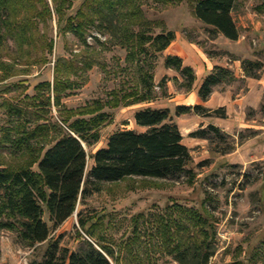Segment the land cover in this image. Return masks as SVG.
Here are the masks:
<instances>
[{
    "label": "trees",
    "instance_id": "1",
    "mask_svg": "<svg viewBox=\"0 0 264 264\" xmlns=\"http://www.w3.org/2000/svg\"><path fill=\"white\" fill-rule=\"evenodd\" d=\"M73 1L52 0L51 8L49 0H0V48L5 47L8 38L16 41L20 55L23 46L38 47L40 38L44 40L38 24H47V18L52 19L54 12L59 32H72L86 47L92 48L87 38L96 31L125 47L129 64L137 63L139 82L130 91H115L109 101L112 107L152 99L153 75L144 63L168 48L176 39V32L165 27L164 22L149 19L141 0H84L76 13L69 15ZM158 1L166 4L183 0ZM188 2L194 16L213 34L239 39L240 30L232 15L238 0ZM94 39L101 42L98 36ZM50 48L53 49L52 42ZM95 63L93 57L82 54L72 59L57 58L54 82L37 84L35 94L25 96L23 108L9 105L15 113L10 115L16 119L0 128V228L13 231L18 242L33 248L29 264L151 263L152 257L145 261L136 256L142 232L136 216L133 235L119 243L116 251L113 240L106 234L108 224L103 216L78 210L79 205L101 191L104 182L130 177L168 178L191 171L188 166L193 156L174 115L195 112L227 117L225 106L211 109L203 104H177L174 112L169 107H140L134 112L135 124L140 129L116 130L107 137L105 145L88 153L84 143L92 147L100 141V129L110 121V115L102 111L101 104L90 111L89 118L85 114H67L72 109L65 112L62 100L79 84L72 75L81 77ZM164 63L181 73L188 91L192 90L196 81L192 66L178 55L165 56ZM6 65L0 60L1 67ZM232 77L229 68L216 66L203 78L198 95L207 101L216 85ZM53 105L59 108L57 117L52 114ZM29 110L36 117L34 124ZM210 131L223 137V131L214 124L192 132L191 136L207 138ZM89 159L93 165L88 170ZM204 211L173 203L158 219L147 220L149 228L144 233L155 239L150 252L154 248L181 264H210L216 230ZM76 212L79 245L71 248L63 244L66 233L57 234L56 230ZM43 246L39 256L37 252Z\"/></svg>",
    "mask_w": 264,
    "mask_h": 264
},
{
    "label": "rangeland",
    "instance_id": "2",
    "mask_svg": "<svg viewBox=\"0 0 264 264\" xmlns=\"http://www.w3.org/2000/svg\"><path fill=\"white\" fill-rule=\"evenodd\" d=\"M83 1L74 0L68 14L74 15ZM49 3L52 8V0ZM141 4L149 19L164 22L165 27L176 32V39L168 48L144 63L153 75L152 99L112 107L109 101L115 91H130L138 81L137 63L129 64L126 48L96 31L87 38L92 48L86 47L72 32H59L57 16L52 10V19L47 18L45 25L38 24L44 33L39 48L23 46L22 56L11 38L0 48V60L8 64L5 68L0 66V128L16 119L10 115L15 113L9 105L23 108L25 96L35 94L37 84L46 80L54 82L57 58L72 59L80 54L93 57L96 63L81 73V77L72 75L79 84L63 98L65 112L72 109L67 114H85L89 118L97 104H101L102 111L110 115V121L100 129V141L92 147L84 143L88 153L105 145L107 137L116 130L140 129L134 121V112L140 107H169L172 112L177 104H203L211 109L225 106L226 111L230 107L232 114L226 118L195 112L174 115L193 156L188 166L191 171L168 178L130 177L104 182L102 190L91 194L78 210L103 216L108 224L106 234L113 240L116 251L119 243L133 235L137 219L142 232L136 256L145 261L152 257L149 264L181 263L154 248L150 252L155 239L144 233L149 228L147 220L158 219L173 203L205 210L216 230L210 264H264V0H238L232 10L240 30L238 40L213 34L194 16L188 0L166 4L141 0ZM50 42L53 49L49 50ZM167 55L189 58L186 64L196 73L192 90L188 91L181 73L165 66ZM216 66L229 68L233 77L216 85L209 104L205 105L194 92H198L205 69L213 70ZM235 100L239 103L233 104ZM51 109L57 117L59 108L53 105ZM29 118L34 124L33 111L29 110ZM209 124L217 125L223 137L214 131L207 138L191 136ZM92 165L93 160L89 159L88 170ZM76 213L56 230L57 234L66 233L63 244L71 248L79 245ZM139 213L142 216H137ZM44 248L37 252L39 256ZM32 254L33 248L18 242L13 231L0 228V264H29Z\"/></svg>",
    "mask_w": 264,
    "mask_h": 264
},
{
    "label": "crops",
    "instance_id": "3",
    "mask_svg": "<svg viewBox=\"0 0 264 264\" xmlns=\"http://www.w3.org/2000/svg\"><path fill=\"white\" fill-rule=\"evenodd\" d=\"M188 59H189V58H185V60H184L185 63H186V61H188ZM211 71H212V70H211L210 68L205 69V71H204L205 74H202V75H203L202 77L204 78V77H205L209 72H211ZM203 78H202V79H203ZM262 82H263V81H262ZM194 93H195V96L197 97V96H198V92L195 91ZM203 102H204L205 105L209 104V100H208V101H203ZM232 103H233V104L239 103V100H238V101L235 100V101H233ZM229 109H230V107H228L227 114H232V112H231Z\"/></svg>",
    "mask_w": 264,
    "mask_h": 264
},
{
    "label": "water",
    "instance_id": "4",
    "mask_svg": "<svg viewBox=\"0 0 264 264\" xmlns=\"http://www.w3.org/2000/svg\"><path fill=\"white\" fill-rule=\"evenodd\" d=\"M77 214V213H76Z\"/></svg>",
    "mask_w": 264,
    "mask_h": 264
}]
</instances>
